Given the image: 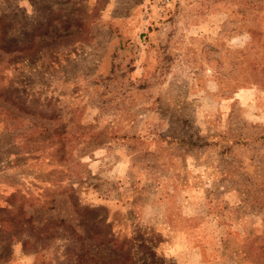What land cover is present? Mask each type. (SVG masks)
<instances>
[{"label":"rangeland","instance_id":"rangeland-1","mask_svg":"<svg viewBox=\"0 0 264 264\" xmlns=\"http://www.w3.org/2000/svg\"><path fill=\"white\" fill-rule=\"evenodd\" d=\"M0 264H264V0H0Z\"/></svg>","mask_w":264,"mask_h":264},{"label":"trees","instance_id":"trees-1","mask_svg":"<svg viewBox=\"0 0 264 264\" xmlns=\"http://www.w3.org/2000/svg\"><path fill=\"white\" fill-rule=\"evenodd\" d=\"M12 212H16V208H14L13 207V209H11V211H9L8 213L10 214V213H12ZM16 230L17 229H19V226L17 227V228H15ZM80 238H82L81 236H80ZM15 239V236L13 235V234H11L10 236H9V241H12V240H14ZM86 239V238H85ZM81 240V239H80ZM8 241V242H9ZM81 247H84L83 246V243H81ZM84 251H85V249H84ZM86 252V251H85Z\"/></svg>","mask_w":264,"mask_h":264}]
</instances>
